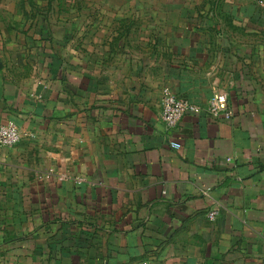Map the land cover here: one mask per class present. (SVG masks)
I'll return each instance as SVG.
<instances>
[{"label":"crops","instance_id":"1","mask_svg":"<svg viewBox=\"0 0 264 264\" xmlns=\"http://www.w3.org/2000/svg\"><path fill=\"white\" fill-rule=\"evenodd\" d=\"M70 4L74 17L35 22L26 55L0 52V126L24 134L0 147V264H264L259 7ZM165 88L202 112L168 130ZM217 92L230 120L205 111Z\"/></svg>","mask_w":264,"mask_h":264},{"label":"rangeland","instance_id":"2","mask_svg":"<svg viewBox=\"0 0 264 264\" xmlns=\"http://www.w3.org/2000/svg\"><path fill=\"white\" fill-rule=\"evenodd\" d=\"M76 1L77 0H0L1 56L9 55L10 57H13L19 55L21 54L22 51H25L23 50L25 46H26V52L24 55H26L27 51L31 50L29 46L32 45V43L30 42L31 40L25 41L23 36H27L28 34L31 35L32 33H34L32 29L35 22L37 20L42 21V19L48 17H54V18H60L62 16H67L69 18L74 17L76 11L74 8L71 9L68 4ZM83 1L86 3L89 0H83ZM119 1L125 3V1L127 0H119ZM137 1H145V0H137ZM164 1L171 2L172 4L174 3V5H171V7L174 8V10L173 11L171 9L167 10L165 15L166 17H181V18L192 19V18H210L213 16L214 19H220L222 16L220 10L221 3H224L226 0H164ZM239 1H243L244 3H248V2L255 3V5H257L261 10L262 16H264V0H239ZM188 3L192 4V9H189L186 6ZM203 3L212 4L213 5L212 10H208V9L205 10L204 9L205 6H202ZM178 6H180V8H178ZM85 8H88V6L86 5ZM87 12L88 11H86V13ZM38 23L42 24V22L39 21ZM172 28L173 27L168 25L165 26L166 36L171 31H173ZM178 28H183L185 31L187 27L179 26ZM152 30L155 31V27L152 28ZM149 44H150V49H151V45L155 46L153 43H149ZM163 46H164L163 48H165L166 50L170 48L167 42ZM150 51L151 53H153L152 50ZM167 55L168 53L165 52L163 59L165 64H169V62L174 60V58ZM13 67H15L14 70H17V73L21 75L22 72H20V69L16 66ZM11 74L13 75V73Z\"/></svg>","mask_w":264,"mask_h":264},{"label":"built area","instance_id":"3","mask_svg":"<svg viewBox=\"0 0 264 264\" xmlns=\"http://www.w3.org/2000/svg\"><path fill=\"white\" fill-rule=\"evenodd\" d=\"M163 95L162 120L165 127L170 131L179 126L186 113H200L203 110L199 106L179 99L169 88L164 89ZM205 111L212 117H222L225 120H230L233 116V111L229 106L228 95L225 92L215 93L209 100ZM23 137V132L15 123H8L0 126V147L12 148L20 143ZM170 147L178 150L181 148V145L177 142L170 141ZM216 216V212H211L208 215L210 220H215ZM141 264L149 263L143 262Z\"/></svg>","mask_w":264,"mask_h":264},{"label":"water","instance_id":"4","mask_svg":"<svg viewBox=\"0 0 264 264\" xmlns=\"http://www.w3.org/2000/svg\"><path fill=\"white\" fill-rule=\"evenodd\" d=\"M2 66H3L2 63L0 62V70L2 69Z\"/></svg>","mask_w":264,"mask_h":264}]
</instances>
